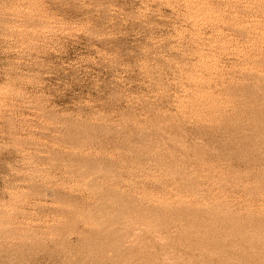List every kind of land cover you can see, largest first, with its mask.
<instances>
[{
  "label": "rangeland",
  "instance_id": "rangeland-1",
  "mask_svg": "<svg viewBox=\"0 0 264 264\" xmlns=\"http://www.w3.org/2000/svg\"><path fill=\"white\" fill-rule=\"evenodd\" d=\"M0 264H264V0H0Z\"/></svg>",
  "mask_w": 264,
  "mask_h": 264
},
{
  "label": "bare ground",
  "instance_id": "bare-ground-1",
  "mask_svg": "<svg viewBox=\"0 0 264 264\" xmlns=\"http://www.w3.org/2000/svg\"><path fill=\"white\" fill-rule=\"evenodd\" d=\"M157 239H158V238H157ZM161 241H162V240H161ZM161 241H160V242H161ZM161 243H162V242H161Z\"/></svg>",
  "mask_w": 264,
  "mask_h": 264
}]
</instances>
